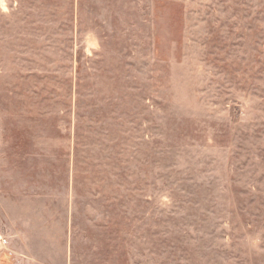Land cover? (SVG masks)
<instances>
[{
    "label": "rangeland",
    "instance_id": "rangeland-1",
    "mask_svg": "<svg viewBox=\"0 0 264 264\" xmlns=\"http://www.w3.org/2000/svg\"><path fill=\"white\" fill-rule=\"evenodd\" d=\"M0 264H264V0H0Z\"/></svg>",
    "mask_w": 264,
    "mask_h": 264
},
{
    "label": "built area",
    "instance_id": "built-area-1",
    "mask_svg": "<svg viewBox=\"0 0 264 264\" xmlns=\"http://www.w3.org/2000/svg\"><path fill=\"white\" fill-rule=\"evenodd\" d=\"M8 244V239L5 238L3 235H0V253L6 249Z\"/></svg>",
    "mask_w": 264,
    "mask_h": 264
}]
</instances>
